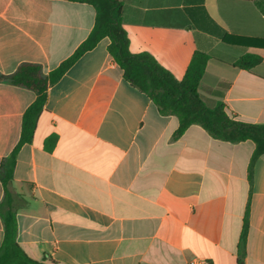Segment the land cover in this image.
<instances>
[{"label": "crops", "instance_id": "1", "mask_svg": "<svg viewBox=\"0 0 264 264\" xmlns=\"http://www.w3.org/2000/svg\"><path fill=\"white\" fill-rule=\"evenodd\" d=\"M95 10L68 0H0V73L23 64L49 75L89 37ZM133 54L149 53L182 80L195 52L210 60L199 92L230 116L264 124V0H124ZM104 38L50 86L34 141L17 154L9 184L17 241L45 264H264V155L250 142L215 140L162 116L130 85ZM219 91L223 97L213 95ZM35 93L0 83V164L19 143ZM56 143L48 146V140ZM0 182V212L4 204ZM4 240L0 216V248Z\"/></svg>", "mask_w": 264, "mask_h": 264}, {"label": "trees", "instance_id": "2", "mask_svg": "<svg viewBox=\"0 0 264 264\" xmlns=\"http://www.w3.org/2000/svg\"><path fill=\"white\" fill-rule=\"evenodd\" d=\"M91 5L95 10V24L89 37L78 47L74 54L64 61L49 75H44L42 68L35 64H23L18 70L5 76L0 73L1 82L32 90L36 99L24 114L22 131L18 145L12 154L0 164V182L4 187V204L8 209L0 216L3 219L4 240L0 248V264H45L32 260L17 241L18 224L13 210L9 184L13 180L17 154L22 146L34 141L38 121L44 111L47 92L64 74L87 52L93 50L104 38L110 39L109 53L124 72V78L137 88L158 109L162 116H174L179 120V128L174 133L177 140L191 127L199 126L215 140L240 144L250 141L255 145V157L264 155V124L244 123L233 119L224 102L204 100L199 92L201 81L208 62L212 59L233 63L217 53L195 52L185 76L177 80L174 75L161 66L149 53L133 54L130 51V39L123 26L124 0H68ZM261 63L256 56H246L233 63L234 66L247 70ZM215 97L223 94L214 91ZM56 143V137L48 140V146ZM250 199L247 204L244 225L240 239L239 264L244 263L245 248L249 230ZM52 264H54L52 262Z\"/></svg>", "mask_w": 264, "mask_h": 264}, {"label": "built area", "instance_id": "3", "mask_svg": "<svg viewBox=\"0 0 264 264\" xmlns=\"http://www.w3.org/2000/svg\"><path fill=\"white\" fill-rule=\"evenodd\" d=\"M188 264H210V262L206 258L198 257L192 259Z\"/></svg>", "mask_w": 264, "mask_h": 264}]
</instances>
